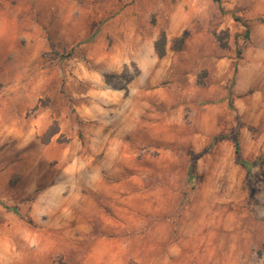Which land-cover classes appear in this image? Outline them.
Wrapping results in <instances>:
<instances>
[{
    "label": "rangeland",
    "instance_id": "rangeland-1",
    "mask_svg": "<svg viewBox=\"0 0 264 264\" xmlns=\"http://www.w3.org/2000/svg\"><path fill=\"white\" fill-rule=\"evenodd\" d=\"M0 264H264V0H0Z\"/></svg>",
    "mask_w": 264,
    "mask_h": 264
},
{
    "label": "trees",
    "instance_id": "trees-1",
    "mask_svg": "<svg viewBox=\"0 0 264 264\" xmlns=\"http://www.w3.org/2000/svg\"><path fill=\"white\" fill-rule=\"evenodd\" d=\"M215 1H218V0H215ZM216 36H217L218 40L221 39L220 34L219 35L216 34ZM154 47H155V50L159 56H162L164 54V35L163 34L158 39L155 40ZM134 75L135 74L130 75L126 81L129 82L133 78ZM111 77H114V76L113 75H107L106 80H109ZM123 87H125V86H123ZM54 132H56V128L50 127L44 133V140L47 141L48 137L51 134H53ZM234 154H235V158H236L237 162L240 163L242 166L248 168L249 162L244 160L240 155V145H239V141H238L237 137H234ZM197 157H198V154L194 155L190 160V164H189V168H188L189 175L193 174V172H194V163H195V160Z\"/></svg>",
    "mask_w": 264,
    "mask_h": 264
}]
</instances>
